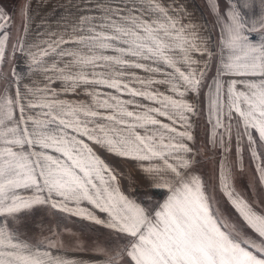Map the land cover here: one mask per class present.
<instances>
[{
  "label": "snow or ice",
  "instance_id": "6c2138e0",
  "mask_svg": "<svg viewBox=\"0 0 264 264\" xmlns=\"http://www.w3.org/2000/svg\"><path fill=\"white\" fill-rule=\"evenodd\" d=\"M204 3L0 10V264H264V0Z\"/></svg>",
  "mask_w": 264,
  "mask_h": 264
},
{
  "label": "rangeland",
  "instance_id": "374dc122",
  "mask_svg": "<svg viewBox=\"0 0 264 264\" xmlns=\"http://www.w3.org/2000/svg\"><path fill=\"white\" fill-rule=\"evenodd\" d=\"M72 0H2V4L6 11L13 13L14 21L11 28V33L13 37L19 34L22 24L24 23V18L21 15L22 10L25 9L26 5L30 4L27 9L28 14L32 16V31L33 33L37 30V26L40 24L41 20L46 17H53V14L61 15L68 10L69 4ZM79 2V0H76ZM206 179L208 177H205ZM69 227L75 230V227L69 223Z\"/></svg>",
  "mask_w": 264,
  "mask_h": 264
},
{
  "label": "crops",
  "instance_id": "0c3cea01",
  "mask_svg": "<svg viewBox=\"0 0 264 264\" xmlns=\"http://www.w3.org/2000/svg\"><path fill=\"white\" fill-rule=\"evenodd\" d=\"M221 2V9L223 10L224 5H225V0H220ZM193 8L197 14L202 20L205 17H208V10L205 7L204 0H192ZM6 7L3 6L2 0H0V10L5 12L8 16H10L13 19V13H9L8 11L5 10ZM209 21L211 20V17H208ZM213 35L215 36L216 33L213 31ZM200 169L202 173L204 174L205 177H209L213 174V167L211 164H209L207 161H204L200 164ZM246 185H247V177L246 176H241L237 180V186L238 188L246 190ZM137 191H143V189H137Z\"/></svg>",
  "mask_w": 264,
  "mask_h": 264
}]
</instances>
